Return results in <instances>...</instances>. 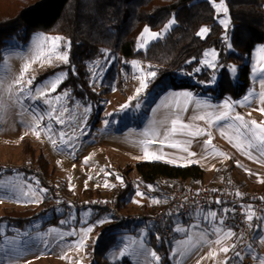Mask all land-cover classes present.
Listing matches in <instances>:
<instances>
[{
	"label": "rangeland",
	"instance_id": "1",
	"mask_svg": "<svg viewBox=\"0 0 264 264\" xmlns=\"http://www.w3.org/2000/svg\"><path fill=\"white\" fill-rule=\"evenodd\" d=\"M219 2L220 0L217 1ZM216 18L224 28L223 39L227 51L235 52L233 46L228 47L231 43V18L227 29L220 21L229 17L224 16L223 13L219 15L216 13ZM168 31L167 26L161 31H153L161 34L160 38L154 40H150L143 31L138 36V50H145L152 42L164 38ZM37 36L61 37L54 50L56 53L69 49L70 41L67 38L42 31L34 32L27 42L18 37L8 40L0 62V76L8 75L9 81L15 84L13 91L17 94L20 93L21 88L37 89L43 82L51 80L54 75L62 72L67 73L66 78L68 77V71L59 70L42 78L49 70L65 63L54 58L50 63L48 62V57L51 55L50 41L41 40V48L37 54L35 49ZM142 39L148 41L143 49L140 48ZM261 47H264V43L257 44L252 52L250 86L238 97H234L229 92L220 94L222 89L218 88V84L223 65L220 64V51L215 47L207 48L204 54L215 49L219 54L217 60L213 61L210 55L208 57L203 55L193 68L181 69L174 74L170 82L156 84L154 87L152 85L158 75L157 66L139 60H125L103 49L101 53L105 52L108 55L102 56L100 53L96 61L87 64L90 86L98 94L96 101H84L74 96L71 90L66 89L69 97H62L56 102L53 98L61 94L59 88L66 78L57 91L49 92L46 98L36 95L28 99L21 96L22 104L15 105L6 122L0 124V166L15 169L13 175L0 177V185H3L0 187V213L29 208L37 210L39 215L22 229L12 228L6 224L0 227V264H80V262L82 264H162L161 260L157 262L151 256L156 250L150 242V223L142 224L135 233L118 229L103 235L102 231L105 227L121 222L108 213H101L93 219L91 209H80L78 212V205L91 199L116 202L112 195L124 183V174L137 180L136 164L139 162L168 163L167 161L171 159L174 162L168 164L172 166L198 164L204 169L202 183L216 185L225 179H233L243 189H264V158H261L256 150H253V156L249 158L227 139L229 135L233 136L234 140L237 138L234 130L239 131L238 122L223 121L209 125L205 121L193 120V117L206 115L209 111H214L216 106L223 105L225 100H230L233 102V113H239L248 121L255 120L258 124H264V114L258 110L264 105L260 103L258 95H250L264 91L260 88L259 76L253 73L255 67L264 63V60H261L264 53L259 51ZM205 59L215 63L216 67L208 68L204 63ZM133 61L140 63V69L133 67ZM247 62L245 59V62L233 61L228 65L232 84L239 82V69ZM26 64H30L27 72L24 71ZM233 67L236 69L235 73L230 71ZM151 70L157 72L156 77L154 79L149 77L148 87L139 97L132 100L129 109L122 110V105L136 95V89L140 86L138 79L140 73ZM29 79L32 80L31 85L27 84ZM186 84L188 88L180 86ZM181 92H190L194 99L207 101L213 108L209 109L204 105L197 107L194 101H190L187 110L183 111L184 98L174 95ZM245 95H250V102L241 104L240 101ZM46 99L52 100L53 107L57 109H67L63 116L65 120L63 126L53 121V131L57 134L55 147L48 139L47 133L41 130L38 138L28 126L34 123L28 110L35 108L37 112L46 113L49 110ZM137 100L139 107L135 106ZM85 106H88L90 111L85 112ZM177 117H179L178 128L180 124H192L205 128L211 136L170 134L172 120ZM105 120L109 122L107 127L104 124ZM44 123H47V120ZM229 124H232L231 128L228 127ZM77 125L79 128L73 132ZM61 129L70 136L79 137L75 140L74 153H70L67 148L60 150L59 145L62 141L58 132ZM79 129H84L82 134ZM222 132L226 135H222ZM209 138L212 139V145L206 149L204 145ZM149 140L155 142L148 143ZM173 143L178 147H168ZM185 146L188 147L189 152H195L196 156H188V153L183 152L181 149ZM145 149L154 154L152 158H145ZM213 149L215 152L212 151ZM221 152L225 155L221 156L219 154ZM30 153L44 157L48 173L50 171L52 174H48L49 181L54 185L50 197L47 191L42 193L39 203L32 202L31 189L28 187L31 185V188H37L35 183L37 177H28L22 172L24 167L32 171L39 170L38 167L27 163L32 155ZM155 155L162 156V159H155ZM117 177H121L123 183ZM189 186L196 187L198 184ZM21 187L23 191L20 190ZM38 189L45 188L39 184ZM137 192L143 193V196L135 194L128 206H118L119 209L143 214L152 213L161 206L163 200L160 196H156L154 191L146 194L138 189ZM69 197L74 198L75 203L67 202L66 206L61 204ZM55 218H58V224L52 223ZM105 218L108 222L97 223ZM61 220L66 222L61 224ZM193 220L195 221L189 226H179L181 227L179 231L174 229L175 237L173 236V247L170 250L168 264H225L226 261L227 264H247L249 259L255 264H260L257 257L264 258V245L254 242L251 245V252L248 246L238 249L239 243L235 237L228 238L229 241L223 246L231 248L235 244V249L223 253L221 247L213 243L217 237L211 235L213 224L205 222L203 218L196 217ZM46 222L52 224L44 227ZM132 224L135 225L136 222ZM88 226H92L94 230L85 242L86 248L80 250L69 247L70 244L78 242L79 236H69L68 233L73 229L79 232L80 229ZM53 229L56 231L53 232ZM61 233L64 234L63 239L60 238ZM40 237H51L50 242H53V247L44 248L40 245ZM254 246H260L259 250H253ZM125 249L127 252L122 257L119 253L124 252ZM235 252L241 253V259L235 257Z\"/></svg>",
	"mask_w": 264,
	"mask_h": 264
},
{
	"label": "trees",
	"instance_id": "2",
	"mask_svg": "<svg viewBox=\"0 0 264 264\" xmlns=\"http://www.w3.org/2000/svg\"><path fill=\"white\" fill-rule=\"evenodd\" d=\"M226 2L232 23L231 44L235 49L231 53L227 51L224 28L218 23L210 0H0V56L3 57L8 40L14 37L27 42L38 31L62 35L70 41L69 63L49 70L42 78L59 70L68 71V77L59 90L69 89L77 98L96 101L98 94L90 86L87 64L96 61L103 49L125 60H139L157 66L154 87L170 82L181 69L193 68L207 48L215 47L220 51V64L223 65L218 84V88L222 89L220 94L229 92L238 97L250 86L252 52L257 44L264 43V0ZM173 15L177 23L164 38L152 42L145 50H138V36L145 27L161 31ZM204 27H208L209 32L202 38L197 33ZM245 59L248 62L239 69V82L232 84L228 65L233 61L245 62ZM180 86L188 88L187 84ZM30 154L27 163L39 170L24 167L22 172L28 177H37L50 197L54 191L48 176L51 172L48 173L44 157ZM14 171L13 168L0 166V177L13 175ZM136 175L137 180L131 183L129 176L124 174V183L114 191L112 197L119 206H128L138 189L146 194L154 191L162 198L160 205H163L166 191L162 187L196 185L203 179L204 169L198 164L180 167L160 161L139 162L136 164ZM38 215L37 210L29 208L5 211L0 213V227L6 224L22 229ZM58 218L52 223L58 224ZM52 223L46 222L44 227ZM144 223H113L105 227L102 234L118 229L135 233ZM251 226L253 243L256 229L252 223ZM149 234L162 264H168L174 234L168 240L163 239V226L156 224H151ZM235 239L239 243L238 249H241L240 238Z\"/></svg>",
	"mask_w": 264,
	"mask_h": 264
},
{
	"label": "snow or ice",
	"instance_id": "3",
	"mask_svg": "<svg viewBox=\"0 0 264 264\" xmlns=\"http://www.w3.org/2000/svg\"><path fill=\"white\" fill-rule=\"evenodd\" d=\"M211 3L215 7L217 15L220 13H223L224 16L229 17V19L221 20L220 22L225 26L227 29L229 23H230V16H229V9L226 5V0H220L219 3H217V0H211ZM177 21L172 16L170 23L167 25L168 29H171L174 25H176ZM209 32V29L207 27H204L201 31H199L197 34L200 37H205V35ZM145 35L150 39H158L160 38L161 34L156 33L150 30L149 27H145L144 29ZM61 37H47V36H37L35 38V49L37 50V54H39V49L41 48L40 41H50L51 42V49H49V52L51 55L48 57V62L50 63L51 60L54 58L58 61H61L65 64L69 63V55L68 50H65L61 53H56L54 50L57 48V42L60 41ZM227 39V38H225ZM148 41L143 40L140 43V48H145ZM228 47L231 48V43L228 44ZM261 53H264V47H261L259 49ZM102 56L108 55L105 52L101 53ZM205 57H208L209 55L212 57L213 61L218 59V52L213 49L210 52H206ZM110 58V57H109ZM0 59H3L2 56H0ZM261 60H264V56L261 57ZM204 63L207 65L208 68L214 69L216 67L215 63H210L208 59L204 60ZM30 67V64H26L24 71L27 72ZM133 67L140 69L141 65L138 61H133ZM200 69H197L199 71ZM231 72L235 73L236 69L235 67L230 69ZM254 75L259 76V85L261 89H264V63H261L258 65V67H255L253 69ZM157 75V72L155 70H151L147 73L141 72L138 79L140 80V86L136 89V95L132 97L127 103L122 105L123 109H129L130 105L132 103V100L136 99L141 95V93L148 87L149 80L148 78H155ZM67 73H60L58 75H54V77L51 80H47L43 82L37 89H27V88H21L20 93L17 94L13 91L15 84L8 79V75L5 74L3 76H0V124L5 123L8 117L11 114V110L15 105H21V96H25L28 99H32L34 96H44L45 98L51 93H55L57 89L59 88L60 84L63 82V80L66 78ZM22 79V77H21ZM213 80L215 77L212 78ZM28 85L32 84V80L29 79L27 81ZM48 90V91H46ZM174 95L182 96L184 98V107L183 111L187 110V105L190 101H194L195 105L197 107L204 105L207 108L211 109L213 106L207 102V101H201L199 99H194L192 93L190 92H181L176 93ZM250 95H258L260 103L264 105V91H261L260 93H252ZM250 95H245L242 101H240L241 104H246L250 102ZM68 98L69 92L66 89H61V94L56 95L53 99L56 102H59L61 98ZM46 103L48 104L49 110L45 113L43 111L37 112L35 108H30L28 111L30 115L32 116V119L34 121L33 124H29L28 126L32 128V130L36 133L37 137L39 138L41 134V130L48 134V139L51 141L52 145L55 147L57 146V139L56 133L53 131V121L55 123L64 125L65 120L63 119V116L67 109L61 108L57 109L53 107V101L47 100ZM136 107H139V101L137 100V103L135 105ZM233 102L230 100H225L223 105H219L215 107L214 111H209L206 113V115H200L193 117V120H201L205 121L209 125L212 124H218L219 122L223 121H232V122H238L237 128L239 131L234 130V135L237 137L235 140L233 139V136L229 135L227 136V139L229 143L233 144L234 147H236L238 150L244 152L245 155H247L249 158H252L253 156V150H256L259 153V156L261 158H264V124H258L255 120L248 121L246 120L242 115L239 113H233ZM262 114H264V107H261L258 109ZM90 111L88 106H85V112ZM47 120V123H44V121ZM105 126L107 127L109 125V122L107 120L104 121ZM179 124V117L172 120V128L170 134H180V135H190L192 137H197L200 135H208L211 136L210 132H206V129L203 127H198L192 124H180L179 128L177 125ZM229 128L232 127V124L228 125ZM79 126L77 125V128L73 129V132L77 131ZM195 129V130H192ZM81 134L83 133L84 129H79ZM158 135V133H154ZM222 135H226L224 132L221 133ZM59 138L62 141V143L59 145L60 150H63L64 148H67L70 153H74L75 151V140L79 139L78 136H70L68 133L63 131L62 129L58 132ZM147 135V133H146ZM154 140H149L148 143H154ZM212 145V139L209 138L205 142V148H209V146ZM168 147L171 148H177L178 145L173 143L169 144ZM183 152L188 153V156H196L195 152H189L188 147L185 146L181 149ZM215 152V150H212ZM221 156L225 155L224 153H219ZM154 154L149 153L147 149L144 151L145 158H152ZM155 159H162V156L155 155ZM180 159H185V157H180ZM87 162V160L85 161ZM168 163H173V160H168ZM194 162V161H193ZM187 166V165H184ZM123 183V180L121 177H117ZM37 188H31V185L28 187L31 189V200L33 203H39L40 196L42 193L46 192L47 189H38V186L40 184V181L37 180L36 182ZM107 187V184L105 185ZM0 187H3V185H0ZM21 191H23V188H20ZM139 196H143V193L137 192L136 193ZM27 195V193H25ZM239 195V193H237ZM217 204H222L223 202L220 200L215 201ZM249 209H251V206H249ZM229 210L227 209H221L222 213H227ZM231 211H235L234 209ZM217 212L216 211H209L207 213V216L204 217L205 222H211L213 224V232L211 235H215L218 238L213 241V243L217 245H221L222 241L227 240L230 237H233L236 235V233L233 230L226 229L224 227L225 221L221 218L217 219ZM254 213L249 210L248 213H246L247 220L251 221L253 219ZM210 218V220H209ZM262 222H264V216H261L259 218ZM66 221L61 220L60 223L63 224ZM107 221V218L98 221L97 223L103 224ZM199 227V226H196ZM93 227L88 226L87 228H82L77 232L75 229L71 230L68 235L69 236H79V240L75 244H70L69 247H75L80 250H84L86 248V240L89 238V235L93 232ZM53 232L56 230L53 229ZM179 231V229H177ZM60 238H64V234H60ZM40 245H42L44 248H52L53 242H50L52 240L51 237H40ZM207 242V241H205ZM236 247L235 244L229 247H221V251L223 253H228L230 250H234ZM249 251L251 252V244L248 245ZM127 252V249L124 250V252H120L119 255L122 257L125 256V253ZM151 256L154 258L155 261L159 262L161 260V257L157 254V252L153 251L151 253ZM235 257L237 259H241V253L235 252ZM260 260V264H264V258L257 257ZM82 264V262H80ZM227 264V261L225 262Z\"/></svg>",
	"mask_w": 264,
	"mask_h": 264
},
{
	"label": "built area",
	"instance_id": "4",
	"mask_svg": "<svg viewBox=\"0 0 264 264\" xmlns=\"http://www.w3.org/2000/svg\"><path fill=\"white\" fill-rule=\"evenodd\" d=\"M133 183L134 179L130 178ZM166 191L165 201L157 210L152 213H133L119 209L114 201H102L91 199L78 205V209H91L92 217L96 219L101 213L112 214L113 217L123 224L146 222L163 226V239L172 238L173 231L186 222L194 221L196 217L209 211H216L223 207L229 210L222 213L220 218L225 221L224 227L233 230L240 238V248L244 249L252 244V226L247 220L246 213L251 210L254 214L264 216V189L249 190L240 188L233 179H225L216 185L198 183V186L172 185L171 188H163ZM239 193V195H237ZM220 200L223 203L217 204ZM75 203L74 198L62 201ZM251 206V209H249ZM235 211H231V210ZM247 264H253L247 260Z\"/></svg>",
	"mask_w": 264,
	"mask_h": 264
},
{
	"label": "crops",
	"instance_id": "5",
	"mask_svg": "<svg viewBox=\"0 0 264 264\" xmlns=\"http://www.w3.org/2000/svg\"><path fill=\"white\" fill-rule=\"evenodd\" d=\"M221 209H223V207H221L220 209H218V210H216L217 211V219H219L220 218V215L222 214V212H221ZM208 213V212H207ZM207 213H204V214H202V215H199L198 217H197V219L198 218H203L204 219V217H206L207 216ZM261 216L260 215H254L253 216V220H251L250 222L252 223V225H254V229H256V232H255V238H254V241H253V243L254 242H256L257 244H259V245H264V222H262L259 218H260ZM195 221V220H194ZM193 223V221L192 222H190V223H185V224H182V225H180V226H184V225H187V226H189L190 224H192ZM181 227H177V228H175V229H180ZM263 233V234H262ZM218 237H216L215 239H217ZM230 238H232V237H230ZM229 238V239H230ZM229 239H227V240H224V241H222V244L221 245H219V247H223L225 244H227V242L229 241ZM253 243H252V245H253ZM259 248H260V246L258 247V246H254L252 249L253 250H259ZM250 260V259H249ZM253 262V264H255L254 263V261H252Z\"/></svg>",
	"mask_w": 264,
	"mask_h": 264
}]
</instances>
